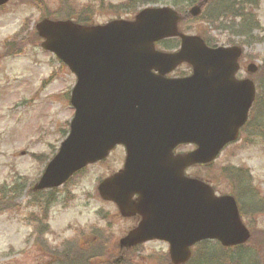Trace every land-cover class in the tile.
Segmentation results:
<instances>
[{
  "label": "water",
  "instance_id": "1",
  "mask_svg": "<svg viewBox=\"0 0 264 264\" xmlns=\"http://www.w3.org/2000/svg\"><path fill=\"white\" fill-rule=\"evenodd\" d=\"M8 1L0 0V7ZM200 10L188 14L196 17ZM179 21L173 9L154 7L133 21L83 26L44 19L35 26L41 49L61 61L76 83L68 134L33 190L58 188L122 146L123 169L97 187L99 197L116 203L123 216L142 217L120 249L164 241L171 264H185L190 248L203 241L224 248L248 241L234 199L214 196L184 170L213 162L237 140L255 96L250 80L235 79L241 48H209L199 37L180 33ZM172 38L180 40L176 52L155 50L157 42ZM182 63L192 67L191 77L164 79ZM256 70L247 67L250 74ZM180 144L196 150L172 156ZM133 194L137 204L130 203Z\"/></svg>",
  "mask_w": 264,
  "mask_h": 264
},
{
  "label": "rangeland",
  "instance_id": "2",
  "mask_svg": "<svg viewBox=\"0 0 264 264\" xmlns=\"http://www.w3.org/2000/svg\"><path fill=\"white\" fill-rule=\"evenodd\" d=\"M61 1L40 0L46 13L60 11ZM67 1L68 10L74 16L85 9L91 11L90 17L77 18L89 19L92 24L131 20L134 15L132 9L126 7L130 0ZM184 1L136 4L135 0L134 10L154 7L180 10L182 20L186 19L181 29L183 34L205 39L212 47L241 48L239 75L255 83L258 105L251 125L246 127L247 135L241 134L211 166L197 167L186 173L189 177L194 175L209 181L216 195L229 194V180L248 187L251 197L244 199L242 196L239 202L247 213L241 222L251 235L239 249L240 253L232 248L217 253L214 244L202 247L201 252L194 247L188 264H264V205L257 202L264 201V0H254L255 5L246 8L251 16L245 14V18L252 22L253 28L248 34H244L248 30L239 28V20L217 19L230 13L223 10L227 0H203V5L199 2L192 7ZM198 6L200 14L190 16L189 11ZM44 18L68 21L64 17H43L32 5L20 0H10L0 10V191H11L18 185L20 192L15 201L4 200L0 193V264H69L64 262L65 256L69 254L72 258L76 251L88 259V264H106L116 259L127 264H160L168 252V247L161 243L148 244L123 255L113 246L103 244L107 248L101 251L102 245L84 246L78 240L86 239L90 229L104 225L98 217L104 216L110 205L99 198L96 188L102 180L99 178L117 169L124 159L119 146L114 152L110 151L106 163L88 165L51 193L48 222L52 236H47L48 246L39 240L33 243L30 221L35 209L30 204L29 191L68 133L73 117L69 96L76 80L53 54L41 49L42 40L37 36L35 25ZM69 21L75 23V20ZM156 49L172 51L166 49L164 43L157 44ZM248 64L257 67L255 74L246 72ZM184 70L183 67L180 69ZM190 150L188 147L183 152L187 154L192 152ZM226 170H244L246 173L242 179H228ZM15 179L18 183H14ZM6 204L10 207L4 209ZM121 229L122 226L117 224L111 228L110 235L115 236Z\"/></svg>",
  "mask_w": 264,
  "mask_h": 264
},
{
  "label": "flooded vegetation",
  "instance_id": "3",
  "mask_svg": "<svg viewBox=\"0 0 264 264\" xmlns=\"http://www.w3.org/2000/svg\"><path fill=\"white\" fill-rule=\"evenodd\" d=\"M182 67L185 68L184 71H180V69H182ZM191 74H192L191 67L187 64H181V65L177 66V68H175L172 72L165 75L164 77L169 78V79H182V78L190 77ZM237 78L238 79H245L247 77L246 76L240 77V75L238 74ZM253 85H254L255 92H256L257 87H256L254 82H253ZM255 103H256V97H255V101L253 103V106L249 111V117L251 115V112L253 110ZM188 147H190L191 150H194V148H195L192 145H178L172 150V155L174 157L180 156L186 151V149ZM119 148L122 150V153L124 154L123 147H119ZM115 150L116 149H114L113 152ZM107 161H108V158L104 161L99 162L98 165H102V164L106 163ZM123 167H124V159L120 162L117 169L110 170L109 175H107L106 177H103V178H99V179L111 178L112 176H114V174L120 172L123 169ZM197 167H198V165H193V166L188 167L185 170V174L188 171L196 169ZM133 171H135V170H133ZM191 177L194 180H199L201 182H204L206 185L211 187L212 190L214 191V188L209 181H207V180L203 181L202 179H196L197 177L194 175H192ZM135 178H136V176L129 177V179H135ZM38 180L39 179H36L35 183L33 184L32 188L29 191L30 198H31L30 204L35 209V214L32 216V222L30 221V226H31L32 232H33L32 233L33 243L35 244L39 240L42 244H44L45 246H48L49 241L47 239V236H52V232L50 230L49 222H48L49 215H50V208L52 205L51 193H53L55 190L34 191L33 188L37 184ZM15 183H18L17 180L15 181ZM245 188L247 189L248 187H245ZM229 190H230V188H229ZM8 192L9 193L6 195V197H4V200L7 199V200L11 201V199H12L13 201H15L18 198V195L20 193L19 189H18V185H14L13 189L11 191H8ZM250 195H251V193L249 192V194L247 196L251 197ZM218 196H221V195H218ZM239 196L242 197V196H246V195L244 193H242ZM137 202H138V194H133L130 198V203L137 204ZM104 203H107L110 205L109 210L105 211V213H103L104 216L99 215V217H98L99 220H101L104 225L99 226V227L96 226L95 228L90 229L86 235V239L82 238V239H78V240L84 246L85 245L101 246L103 244L108 246V247L113 246V247L117 248L118 251L124 255V253L129 251V250H127V251L121 250L120 249V241H121V239L126 237L130 232H132L133 230H135L139 226V224L142 221V217L138 213H133V214H130L129 216H123L116 203H114V202H104ZM237 204H238V202H237ZM7 207H10V204ZM238 207H239V205H238ZM117 224H120L122 226V229L120 230V232L118 234H115V236L110 235V234H112L110 232V231H112L111 228L112 227L115 228ZM100 227L101 228L103 227L104 229H100ZM79 236L81 237V236H83V234L79 235ZM79 236L77 238H80ZM154 243H161L167 247L169 246V244L167 242L158 241V240H151V241H147L146 243H143V244H138V245L134 246L133 248H142L145 245L154 244ZM120 257H122V256H120ZM191 258H192V256H191Z\"/></svg>",
  "mask_w": 264,
  "mask_h": 264
},
{
  "label": "trees",
  "instance_id": "4",
  "mask_svg": "<svg viewBox=\"0 0 264 264\" xmlns=\"http://www.w3.org/2000/svg\"><path fill=\"white\" fill-rule=\"evenodd\" d=\"M20 1L22 3L24 2V3L32 5L37 11H39L40 14H42L43 17H49V18L50 17H55L54 19H59L58 17H64L67 20H69V19L75 20V22L77 24L92 25V22H90L89 19L77 18V17H90L92 12L88 11V9H85V10H83L82 13H80L78 15L75 14V16H74L72 11L68 10V8H70V7L67 5L68 4L67 0H65V1L62 0L61 1V4H63V6H62V9L60 11L58 10V11H54L52 13H46L45 8H44L43 5H41L40 0H20ZM149 1L148 0H138V1L136 0V4L137 3H146V2L151 3V4H159V3H161L162 0H149ZM200 1L201 0H185L184 2L187 3L189 6H193L194 4L199 3ZM226 2L227 3L225 4L223 10L228 12V13L230 12V13L229 14L225 13L222 17H217V19L221 18V19H225L226 20V19L229 18V19H232V20H239V22H240L239 23V26H240L239 28L248 30V31H245L244 34L250 33L253 30L252 22L247 21V19L245 18L246 17L245 14H248L249 16H251L250 13H247V9L246 8L247 7H253L255 5L254 0L253 1L252 0H227ZM134 5H135V0H130L128 2V6H126V7L131 8L132 12L135 14L136 12L134 10L135 9ZM232 10H235L236 12H232ZM177 11L181 15H183V13L180 10H177ZM241 11H245V12L241 13ZM62 13H64V14H62ZM74 17H76V18H74ZM181 18L183 19V17H181ZM185 22H186V19L181 21V23L179 25L180 29L183 28V25H184ZM177 42L178 41L175 40V39L174 40H168V41H166L164 43V46L166 47V49H171L172 50V49L176 48ZM251 123L252 122H250V124ZM255 130L257 131L258 128H255ZM254 134H257V133H254ZM246 135H247V133H246ZM226 171L227 172H226L225 176L228 179H242L243 178V175H242L244 173L243 170H237V171L236 170H231V171L226 170ZM0 193L3 194V198H4V197H6V195L9 192L8 191H4V192H0ZM257 202H260L261 205H264V201H262V200H259ZM7 206L8 205L6 204V205H4L3 208H6ZM263 212H264V210H263ZM241 213H242V215H245V212L243 210H242ZM202 247L203 246H200L198 248V251H200L202 249ZM105 248H107V247H105L103 245L100 247L101 251L105 250ZM213 248L216 250L217 253L218 252L222 253V251H221L222 248L218 244H215L213 246ZM137 249H139V248H135L134 250H137ZM239 249L240 248H237L239 253L242 252ZM217 253H216V255H217ZM75 254L76 255L74 257H72V258H70L69 254L67 256H65V261L64 262H67L69 264H71L72 262L77 263V264H88L89 263L88 259L87 258L85 259L80 251L79 252L76 251ZM242 254H244V253H242ZM244 256H245V254H244ZM163 257L165 258V261L164 262L162 261L160 264H163V263L164 264H169L168 255L166 254ZM75 260H77V261H75ZM106 264H127V263L124 260L121 261V260H117L116 259V260L112 261L111 263H106Z\"/></svg>",
  "mask_w": 264,
  "mask_h": 264
}]
</instances>
